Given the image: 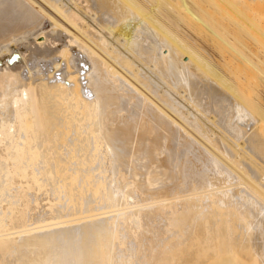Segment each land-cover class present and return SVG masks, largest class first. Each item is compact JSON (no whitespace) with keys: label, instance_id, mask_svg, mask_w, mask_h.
Wrapping results in <instances>:
<instances>
[{"label":"bare ground","instance_id":"obj_1","mask_svg":"<svg viewBox=\"0 0 264 264\" xmlns=\"http://www.w3.org/2000/svg\"><path fill=\"white\" fill-rule=\"evenodd\" d=\"M221 6L0 0V264H264V26L233 55Z\"/></svg>","mask_w":264,"mask_h":264},{"label":"rangeland","instance_id":"obj_2","mask_svg":"<svg viewBox=\"0 0 264 264\" xmlns=\"http://www.w3.org/2000/svg\"><path fill=\"white\" fill-rule=\"evenodd\" d=\"M262 3L263 2L258 3L256 1H250V0H222V6L223 7L222 6L221 7L224 8L225 10L228 9L230 12H229V15H225V17L222 16L224 20H222L223 23H222V21H221V23H222V25L225 24V25H228V26L234 28L236 30L237 37L240 40L239 41L237 39L238 42L236 43L237 45H235L236 48L233 47V50H232L233 51V55L240 56V52L245 51V50L240 51L239 49H245L244 48V46H245L244 45V41H245V44H248L247 43V41H248L247 37H248V33H251V31L254 30V24L253 23L257 22L256 24H259L258 21L260 19L261 26L262 25L264 26V7H263ZM253 7L255 8V10H254ZM258 8H260V9H258ZM252 10L254 11L253 13L256 14L255 16H254V14L252 16ZM259 10H261V12ZM207 29L208 28L206 27L204 30H199V29L197 30L195 28L188 30V34H190V36H192L190 38L191 39L190 41H192L191 42L192 44L195 43L194 46H196V47L199 46L198 49H200V51H202V53H204L205 55H207L210 58H212L214 60L215 64H217V66H220L221 69L223 68L222 70L225 69L224 70V73H226V70L227 69L225 68L226 66H225L223 60H225L224 59L225 57L226 58L227 57L229 58L232 55L231 54L232 51L229 50V48L232 49V47H229L227 44H226V46H227L226 47L225 44H224V46L226 47L225 48L221 44H218L217 42L215 43L214 40L212 39V36L210 35L212 33L211 30L209 29L210 30L209 31ZM195 31H197V32H195ZM199 31L201 32L200 35H202V36L199 35V33H200ZM242 40H244V41L242 42ZM237 47H239V48H237ZM262 48L264 49V47H261V45H259L257 47L255 44L252 43V60L253 61H256L257 60V59L256 60H254V59L257 58L258 57L257 55H259V54H260L259 57H262V55H261L262 54L261 52L263 51ZM257 50H259V51H257ZM260 50H262V51L260 52ZM30 51L29 52H25L26 55H29L30 54ZM256 53H257V55H256ZM263 54H264V52H263ZM255 56H257V57H255ZM263 57H264V55H263ZM256 62L259 63L258 60ZM262 62L264 63V61H262ZM241 64L242 63H239L238 64L239 65V68L237 70L238 72L236 71L237 74H239V76L243 75L242 74L243 72H241V71L244 70L243 69L244 68V65L241 66ZM259 64H260L258 66L259 69L257 68L258 70L256 69V67H254V65H252V69H254V71H255L254 73L257 75V76L254 75V73L252 72V75H253L252 76V79H253L252 80V84H254V85H252V90H251V95H252V112H253L252 113V118H253V116H256L257 115V113H255V112H258V110H260L259 108H261L262 109V112H264V81L262 82V80H264V73H263L264 72V68H262V67H264V64H262L263 66L261 65V63H259ZM228 73H231V72L227 71L226 74H228ZM231 74H232V76L235 75L233 77H236V73L235 72H232ZM254 79H257V80L255 81ZM254 107L255 108L257 107L256 108L257 111H256V109ZM253 110H255V111H253ZM254 118H253V120L256 119V124L255 125L258 128V131H260L261 132L260 134L262 136H264V122H262V121H264V119L262 117H260V116H258L255 119ZM165 165H166V168H165L164 173H165V176H168L170 173L173 172V169H174V159L168 161ZM193 184L195 185V183H193Z\"/></svg>","mask_w":264,"mask_h":264}]
</instances>
